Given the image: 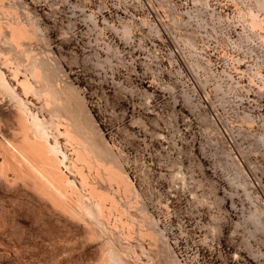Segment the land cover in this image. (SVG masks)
<instances>
[{
    "label": "rangeland",
    "instance_id": "obj_1",
    "mask_svg": "<svg viewBox=\"0 0 264 264\" xmlns=\"http://www.w3.org/2000/svg\"><path fill=\"white\" fill-rule=\"evenodd\" d=\"M233 1L7 0L47 39L30 48L79 90L180 264H264V33L240 40Z\"/></svg>",
    "mask_w": 264,
    "mask_h": 264
},
{
    "label": "bare ground",
    "instance_id": "obj_2",
    "mask_svg": "<svg viewBox=\"0 0 264 264\" xmlns=\"http://www.w3.org/2000/svg\"><path fill=\"white\" fill-rule=\"evenodd\" d=\"M241 3L237 14L245 27L240 40L247 42L264 33V0ZM13 10L7 0H0V264H180L79 90L62 69L49 63L50 58L30 48L34 42L46 44L47 39ZM174 14L171 18L182 13L175 9ZM179 16L183 22L185 15ZM125 26L128 38L131 31ZM190 42L186 48L192 50L190 45L196 43ZM199 62L195 66L200 67ZM210 126L218 128L214 122ZM220 155L238 177L240 168L228 161L231 154L223 150Z\"/></svg>",
    "mask_w": 264,
    "mask_h": 264
}]
</instances>
